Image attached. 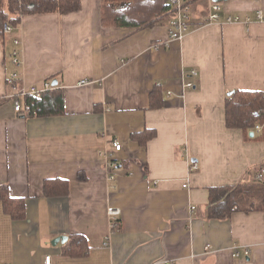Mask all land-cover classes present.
<instances>
[{
    "label": "crops",
    "instance_id": "1",
    "mask_svg": "<svg viewBox=\"0 0 264 264\" xmlns=\"http://www.w3.org/2000/svg\"><path fill=\"white\" fill-rule=\"evenodd\" d=\"M192 2L182 38L168 39V19L104 26L101 0L0 30V185L26 203L14 219L0 200V264H44L47 255L53 264H264V210L209 217L211 189L254 183L264 165V122L248 131L226 123L233 91H264V0L218 1L216 22L210 0ZM48 80L63 92V114L15 109L21 86ZM146 129L156 131L146 144L131 138ZM54 178L69 181L67 195L45 194ZM74 235L86 239L83 254L66 252Z\"/></svg>",
    "mask_w": 264,
    "mask_h": 264
},
{
    "label": "trees",
    "instance_id": "2",
    "mask_svg": "<svg viewBox=\"0 0 264 264\" xmlns=\"http://www.w3.org/2000/svg\"><path fill=\"white\" fill-rule=\"evenodd\" d=\"M193 1V0H188ZM81 0H0V30L17 25L23 15L58 12L62 15L78 11ZM170 0H101V20L104 26L148 28L169 20L173 15ZM22 109L28 117L63 114V92L54 87L41 97L23 95ZM264 122V91L235 90L226 99V123L231 128L248 131L257 123ZM156 131L146 129L133 133L131 138L140 144L155 137ZM264 139V134L259 136ZM257 173V172H256ZM82 177L80 176V179ZM47 196L67 195L69 181L61 178L44 181ZM210 218H227L235 211L264 210V182L241 183L211 189ZM0 200L5 210L14 218L22 219L26 214L24 198L12 197L7 185H0ZM85 242L84 249L81 243ZM87 248L86 239L72 236L66 252L83 254Z\"/></svg>",
    "mask_w": 264,
    "mask_h": 264
},
{
    "label": "built area",
    "instance_id": "3",
    "mask_svg": "<svg viewBox=\"0 0 264 264\" xmlns=\"http://www.w3.org/2000/svg\"><path fill=\"white\" fill-rule=\"evenodd\" d=\"M172 7H173V15L168 20L169 26V38L168 39H175V38H182L192 27V19H193V12H194V4L192 1L188 0H170ZM209 14H208V22H216L219 21L220 13L223 10V7L220 2L215 0H210L209 3ZM256 20L258 22L264 23V10L260 9L256 12ZM228 21H239V17H229ZM252 19L250 17L246 18L245 22L249 23ZM12 29L11 26H7L6 30L10 31ZM16 48L13 51V63L16 65H20L22 61L21 50L18 48L19 42L15 41ZM192 74L196 75L197 72L195 70L192 71ZM19 73L15 72L10 75L8 79V83L12 85L14 88L16 86L15 81L19 79ZM87 80L83 79L80 83H86ZM188 87H192V82H187L186 84ZM54 88V85L51 81H45L42 86L31 85V86H21L19 90V95H34L35 97H41L45 91ZM16 89V88H15ZM15 109L20 111L22 109V105L19 99L14 98ZM256 129L262 131L264 129V125H257ZM114 148L118 151L121 150L122 145L118 140L113 142ZM107 156L110 159L113 154L111 152H107ZM112 159V158H111ZM199 165L196 162L190 163V171L193 172L194 170H198ZM114 176L110 175V179H113ZM256 180L259 182H264V165L260 166L258 169L256 176ZM184 186H187L185 184ZM109 214L115 219L119 214L120 211L115 208L109 209ZM233 256H239L240 247L235 245L233 246ZM244 254H249V250L246 249ZM44 264H53L52 257L47 255L44 260ZM163 264H173L171 261H164Z\"/></svg>",
    "mask_w": 264,
    "mask_h": 264
},
{
    "label": "water",
    "instance_id": "4",
    "mask_svg": "<svg viewBox=\"0 0 264 264\" xmlns=\"http://www.w3.org/2000/svg\"><path fill=\"white\" fill-rule=\"evenodd\" d=\"M216 1H222V0H216ZM53 85L55 86L56 83L53 82ZM251 134H253V132H251ZM60 240H62V241L67 240V236H60V237H57L56 240H55V242H58V241H60ZM55 242L53 241V244H54Z\"/></svg>",
    "mask_w": 264,
    "mask_h": 264
}]
</instances>
